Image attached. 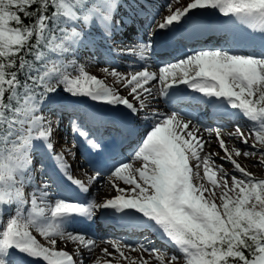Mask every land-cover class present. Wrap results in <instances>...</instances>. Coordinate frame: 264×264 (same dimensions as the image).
<instances>
[{"label": "snow or ice", "instance_id": "6c2138e0", "mask_svg": "<svg viewBox=\"0 0 264 264\" xmlns=\"http://www.w3.org/2000/svg\"><path fill=\"white\" fill-rule=\"evenodd\" d=\"M163 9L167 15L160 10L149 15L145 0H0V264H77V259L84 264V253L91 259L98 242L109 244L111 251L102 249L92 264H264V179L254 177L237 159L259 156L256 163L264 165V0H191L175 8L169 0ZM194 10L216 11L241 26L245 47L252 50L200 49L158 66V72L149 71L156 33L178 32ZM141 20L146 22L141 39L112 50L133 57L127 62L129 72L103 69L126 93L121 95L85 71L80 53L110 44ZM142 62L141 70H132ZM156 83L158 94L174 102L184 98L176 86L185 85L220 115L249 122L247 132L236 123L227 135L244 145L251 140L252 151L229 148L222 125L205 129L215 132L221 159L232 165L233 173L216 165L217 154H204L209 142L200 135V125L185 120L180 111L152 107ZM61 93L70 98L68 103L53 108ZM81 98L123 107L129 117L146 122L131 160L104 161L99 167L89 161L94 175L87 185L71 175L63 153L73 159L75 153L67 141L59 153L53 143L63 115ZM70 117L72 146L80 137L91 152H103L104 145L91 131L99 125L97 114L73 112ZM45 159L81 193L107 177L105 183L116 195L102 203L95 198L53 201L54 179L45 178ZM102 209L119 213L122 227L159 233L167 245L158 249L147 237L137 244L99 241L87 232L68 230L92 222ZM59 242L75 248L63 250Z\"/></svg>", "mask_w": 264, "mask_h": 264}, {"label": "rangeland", "instance_id": "374dc122", "mask_svg": "<svg viewBox=\"0 0 264 264\" xmlns=\"http://www.w3.org/2000/svg\"><path fill=\"white\" fill-rule=\"evenodd\" d=\"M186 0H181L179 1L180 3H184ZM175 4V3H173ZM90 66H86V70L89 68ZM96 74V73H92L91 75ZM111 77V76H110ZM112 78V77H111ZM254 166H256V168H254ZM251 168V169H250ZM248 169L252 172L253 176L256 178H262L264 179V165H258V163H252L248 165ZM182 264V263H181Z\"/></svg>", "mask_w": 264, "mask_h": 264}, {"label": "bare ground", "instance_id": "6f19581e", "mask_svg": "<svg viewBox=\"0 0 264 264\" xmlns=\"http://www.w3.org/2000/svg\"><path fill=\"white\" fill-rule=\"evenodd\" d=\"M234 145H232L231 147H233ZM230 147V148H231ZM242 151V150H241ZM244 156H240V159H242V160H244ZM247 161H251V158L250 157H248L247 158ZM254 168H256V166H254ZM104 189V188H103ZM58 248H59V245H58ZM63 249H65V250H68L69 248L68 247H63ZM101 250H102V246H98L97 248H96V250H95V253L92 255V257H91V259L92 258H94V259H96L97 257H99L100 256V253H101Z\"/></svg>", "mask_w": 264, "mask_h": 264}]
</instances>
